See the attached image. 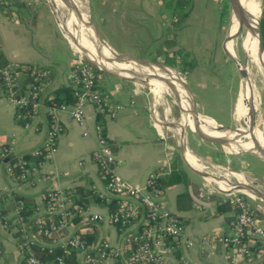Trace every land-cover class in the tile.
Instances as JSON below:
<instances>
[{
    "label": "crops",
    "instance_id": "obj_1",
    "mask_svg": "<svg viewBox=\"0 0 264 264\" xmlns=\"http://www.w3.org/2000/svg\"><path fill=\"white\" fill-rule=\"evenodd\" d=\"M18 1L26 7H13V14H5L0 8L2 59L42 65L49 70V77L41 94L42 106L27 126L22 124V120H17L15 109L3 96L0 85V156L3 154L0 157V264H19L21 261L18 247L20 234L14 226L15 203L18 200L24 205L31 202V206L23 205L22 212L35 216L43 213L40 201L48 190L74 188L78 194L80 191L87 193L83 201L89 204L92 211L104 213L110 210V202L100 197L107 195V191L98 177L92 156L97 147V123L103 125L111 151L118 159L115 172L128 185L143 186L148 173L162 166L170 170V174L162 179H169L174 172L185 175L183 181L160 185L163 194L159 200L163 208L183 222V237L191 241L192 245L185 247L180 243L172 254L163 251L162 264H179L177 259L180 258L189 264H230L231 249L218 238L219 235L229 232V225L234 219V208L227 203L220 204L218 194H208L203 199L197 197L198 188L209 180L187 167L181 150V154L176 153L165 136L163 123L158 122L154 105H148L137 89H132L128 84L120 83L104 73L98 74L96 86L109 93L114 103L123 105L115 116L98 115L93 106L87 105L84 109L85 123L79 125L74 121L70 107L65 111H57L56 116L63 131L58 137L55 153L43 164L39 177L31 182H23L8 175L6 165L12 163L16 157L23 156L34 162L38 161L31 154L44 142L51 121L45 105L55 90L68 86L66 73L75 57L74 46L61 30L59 18L49 3L38 0L37 7L31 9L26 1ZM86 1L92 13L91 5H94L95 18L111 29L107 32L110 40L103 38L117 51L138 59H165L166 54H160L161 50L157 46L149 50L153 58L145 55L134 56V50L128 47V39L137 37L136 28L142 25L147 29L152 26L149 23L152 20L161 30L159 35H164L163 47L175 57L178 52H184L191 59V65L184 68L187 82L190 78L200 89H205L207 85L218 89L228 86L237 99L239 76L237 79L234 72L238 75V71L227 52H231V47H234L233 24L223 0ZM159 35L152 36V39ZM113 39L119 41V45ZM231 67H235L233 72ZM236 79L237 87L234 86ZM188 84L190 85L189 82ZM193 92L204 116L215 123H229L217 121L205 114L203 102L194 90ZM236 99L233 100L232 117ZM163 114L165 115L164 109ZM10 153L14 157L4 161ZM231 157L235 160L231 164V171L239 172L246 185L264 194V159L254 151L230 153L229 162L232 161ZM184 191L190 198L188 207L185 206L186 202H177L178 195ZM251 194L254 198H249V204L264 221V196ZM92 229L88 234L80 233L88 237L93 235V240L105 239L112 247L120 250L122 234L113 225L102 222L94 225ZM106 264L125 263L122 256L116 255ZM237 264H264V258L240 256Z\"/></svg>",
    "mask_w": 264,
    "mask_h": 264
},
{
    "label": "built area",
    "instance_id": "obj_2",
    "mask_svg": "<svg viewBox=\"0 0 264 264\" xmlns=\"http://www.w3.org/2000/svg\"><path fill=\"white\" fill-rule=\"evenodd\" d=\"M73 54L75 57L66 73V80L73 90L74 101L57 104L52 97L48 99L45 107L51 120L50 127L42 145L31 154L38 161L16 157L6 165L9 176L23 182H31L39 177L41 167L55 153L58 137L63 131L56 116L57 111L70 107L74 121L84 125L87 105L93 106L98 115L110 117H114L122 108V104L113 102L109 93L97 88V67L74 47ZM48 77L49 70L42 65L5 61L0 51L2 93L14 107L17 120L26 119L22 123L24 126L42 106L41 94ZM95 129L97 147L92 156L98 177L107 191V195L100 197L106 202H113V209L104 213L92 211L87 202L77 201L78 193L74 188L48 190L40 201L44 211L35 216L25 215L22 212L24 203L16 201L14 226L20 234L19 264H106L116 255L122 256L125 264H162L165 252L172 254L180 243L185 247L192 245L183 237V222L163 208L159 200L163 194L159 182L170 174L169 168L162 166L150 171L141 187L128 185L115 172L118 159L111 151L103 125L97 123ZM209 184L207 182L198 188L197 197L203 199L208 194H218L220 204L227 203L235 211L229 232L218 238L231 249L230 264H237L240 256L263 259L264 221L249 204V198H254L253 195L232 186L222 190L217 186L209 187ZM102 222L113 225L122 234L120 250L105 239L88 240V235L79 234L92 232L94 225ZM47 255L51 258H44ZM177 260L179 264H189L182 258Z\"/></svg>",
    "mask_w": 264,
    "mask_h": 264
},
{
    "label": "bare ground",
    "instance_id": "obj_3",
    "mask_svg": "<svg viewBox=\"0 0 264 264\" xmlns=\"http://www.w3.org/2000/svg\"><path fill=\"white\" fill-rule=\"evenodd\" d=\"M56 7V15L59 18V22L62 24L65 34L68 36L70 42L75 47V49L81 48L83 53L87 58H89L92 63L99 65L101 68L106 69L108 72L123 76V77H132L136 73H150V78L144 84L149 87L152 93L156 97L162 98L163 91L172 93L175 96L176 103L180 108V114L177 121H172L167 116L169 115V108L164 107L165 116L163 121L159 120L158 122L165 123L171 129H173L174 134L176 135L177 143H179V149L182 151L184 160L194 169L199 171L202 170L203 164L205 163L200 157L187 149L184 141V126L192 125L199 132V129L193 122V119L190 114L191 109V99L188 93L185 91L181 83L178 80L174 79L175 70L170 68L158 69L153 68L154 72L148 70L147 68L138 67L134 64H131L125 60H116L115 54L106 48L99 39L95 36L93 32V27L90 24L89 16L84 13L87 9L86 4H78L75 0H52ZM67 1V4L64 2ZM237 6L239 7L243 17L249 22V26H243L244 29V61L243 66L240 69V75L245 77L248 72L251 73L252 81V96L251 101L254 110L257 113V119L263 116L264 113V55L260 51V40L258 37V20L261 13L262 3L261 0H234ZM55 5V6H56ZM79 5V8H78ZM85 7V9H84ZM81 9L84 11L82 12ZM234 26H238L235 20H232ZM241 30H238V33ZM237 33V34H238ZM66 36V37H67ZM233 58L239 59L237 54L233 52L230 54ZM240 60V59H239ZM170 70V71H169ZM167 78L168 81H164ZM263 92V94H262ZM249 105L248 103L243 104L242 96L239 95L236 99L233 109V117L236 123H242V129L249 124ZM205 122L208 125H214L215 122L208 118L204 117ZM161 121V122H160ZM259 130L255 129V134L257 135L258 141L261 145L264 146V120L262 124H259ZM206 132H214V140L220 143L222 146H225L228 152H243L245 149L250 148L252 145L250 143H244L242 146H232L226 147V144L235 139L236 136L234 133L228 131L224 132H215L202 128ZM215 172H217L214 166H211ZM221 168V167H220ZM209 172V171H207ZM212 175V178L208 180L211 181L218 189L226 190L231 188L229 183L230 176L234 177L236 182L233 183H243L241 174L236 171H229L224 174H215L214 172H209ZM232 182V181H231ZM246 182H248L246 180ZM258 187V186H257ZM261 189V188H260ZM254 194V193H253ZM264 200V198H263Z\"/></svg>",
    "mask_w": 264,
    "mask_h": 264
},
{
    "label": "rangeland",
    "instance_id": "obj_4",
    "mask_svg": "<svg viewBox=\"0 0 264 264\" xmlns=\"http://www.w3.org/2000/svg\"><path fill=\"white\" fill-rule=\"evenodd\" d=\"M24 1L29 3L31 9H34L35 7H37L38 0H24ZM44 1L49 3V5L54 10V13L56 14L57 5L54 4L52 0H44ZM261 3H262V9H263L264 0H261ZM91 6H92L93 13H94L95 12L94 5H91ZM97 22H98V26H99L100 32L103 35V37L107 41L110 40L109 39L110 37L107 35V32L111 31V29H109V27H105L106 23L103 24L102 21L100 20L98 21V19H97ZM149 23L152 26L146 29V28H143L142 25H140V27H137L135 31L137 34V37H134V38L130 37L128 39L127 44L130 49L134 50L133 55L137 57H141L145 55L147 56V58H153L152 56H150L149 50L157 46L161 50L160 54L165 53L167 57L163 59L164 62L163 60H157V58H156L157 61L154 58L149 59V60L159 62L166 66H170L173 69H175V71H177L182 77H184L186 75L184 72V68H187L191 65V61H190L191 59H189L188 54L184 52H181V53L178 52L177 53L178 56L176 55L175 57L173 53H171L170 51H167V49L163 47V40H164L163 36L164 35L163 36L159 35L161 33V30L157 26H155V24H153L152 20H150ZM238 29H239L238 26L236 27L233 25L232 36L234 39V42H233L234 47H231V52L229 51V53L233 54V52H235L238 58L240 59V61L243 62L244 61V29L242 28V30L237 34ZM61 30L64 32L62 28ZM156 35H159V36L154 37L152 39V36H156ZM115 40L116 39H113V42H117V44L119 45V41H115ZM234 68L231 67L232 72ZM234 73H235V77H237L238 79V75L236 74V71ZM239 73H240V69H239ZM237 79L235 80V84H234L235 87H237ZM188 82L190 83L191 88L197 93L199 100L203 102V112L205 114L212 116L213 118H215L217 121H220V122L226 121L229 123L236 124L234 117H232V105L235 101L234 99L236 98L234 97L232 90L228 86H226V88L218 89L212 85H207L205 89H200V87L195 85V83H193V81H191L190 78H188ZM144 84H130L129 83L128 85L132 89H135V90L137 89V92H139V94L142 95L143 98L147 100L148 105H152V104L154 105V108L156 109L158 113L159 120L163 121L162 118H164V116L166 115V114L165 115L163 114V109L164 107L167 106L169 108V113H168L169 119L172 121H177L181 111L178 106V103H176L175 96L172 93L163 91L162 98L160 97L155 98V95L152 93L151 89L145 86ZM263 116H264V113H263ZM232 118H233V122H232ZM262 120H263V117L262 119L261 117L258 119L259 122L261 121V123L259 124H262ZM163 126H164L165 136L168 138V140H170V143L174 146L176 153L181 154L179 146L177 145V142L175 140L176 138L174 139V136L176 137V135H174V133L172 132L173 130L171 129V127L166 125L164 122H163ZM184 130H185V140H186L185 145L186 147L188 146L187 149L189 148L191 152H194V154H196L198 157H200L205 162L203 164V168L201 171H206V172L209 171L212 173L214 172L215 174H224V173L231 171V164L235 162V160H232V157H231L230 159L232 161L229 162L228 158L230 157V153H237V152H228L225 146H222L220 143L216 142L214 140L215 139L214 138L215 135L213 134L214 132H207L209 135H211L210 136L211 137L210 143L212 144L211 145V144L204 142L197 135L199 134V132L196 130L194 126L190 124L189 125L186 124L184 126ZM227 133H229V131ZM211 166H214L217 172H215ZM183 167L188 171V168H186L185 165H183ZM230 180L232 182L236 181L234 180V177L232 176H230ZM209 183H210L209 187L213 186L214 188H216V185H214L211 181H209Z\"/></svg>",
    "mask_w": 264,
    "mask_h": 264
},
{
    "label": "water",
    "instance_id": "obj_5",
    "mask_svg": "<svg viewBox=\"0 0 264 264\" xmlns=\"http://www.w3.org/2000/svg\"><path fill=\"white\" fill-rule=\"evenodd\" d=\"M75 1L78 4L80 3L83 5L86 4L85 2H87L86 0H75ZM64 2L67 4V1H64ZM223 3L226 7L227 12L229 13L230 19L235 20L237 22L240 30H242L243 26H247V25L249 26V22L243 17L239 7L237 6V4L235 3L234 0H223ZM85 6H87V9L85 10V12L82 9H81V11L86 13L89 16L90 24L93 27V32H94L95 36L99 39V41L102 43V45H104L106 48H108L109 50H111L115 54L116 60H118V61L119 60H125L131 64H134L135 66L147 68L148 70H150L152 72V74L154 72L153 68H155V67L158 69L170 68L172 70H175L170 66H166V65H163L161 63L152 61V60L134 58V57H131L127 54H124L122 52L117 51L114 47H112L110 44H108L105 41V39L103 38V36L100 32L99 26H98L97 19L95 18L94 14L92 13V11L89 7V4L87 3ZM78 8H79V5H78ZM84 9H85V7H84ZM261 10H262V8H261ZM260 17H261V13H260ZM260 17L258 20V32H257V34H258V37L260 40V51L264 55V47H263V42H262V38H261V34H260V25H259ZM58 23H59V26L63 29L62 24L59 21H58ZM67 38H68V36H67ZM78 51L84 55L83 50H81V48H79ZM228 57L235 63V65L237 67L238 76H239L238 96L239 95L242 96L243 104L248 103V105H249V110H248L249 112L247 113V116L249 115V124H248V126L244 127L243 129L241 128L243 126L242 123H236V124L235 123H225V124L215 123L214 125H208L204 120V117H206V116H203L201 111L199 110L197 99L195 97L193 90L191 89L190 85L188 84L186 77L185 76L182 77L177 71H175L176 74H174L172 76H174L175 80L177 79L178 82L181 83V85L183 86L185 91L190 96V99H191L190 114H191V117L193 119L194 124L199 129V134H197V135L204 142L211 144L210 143L211 142V139H210L211 135H209L206 131H204L202 129L203 127L206 128L207 130L215 131V132L229 131V132L234 133L236 136L234 137L235 139L229 141L226 144V147H232V146H236V145L242 146V144H244V143H250L252 146L248 149H245L244 151H254L264 159V146L261 145V143L257 139V135L255 134V129L259 130V128H260L259 123H261V121L260 122L258 121L257 113L254 110L253 105H252V101H251V96L253 94L251 73L249 71L245 77H242L239 73V68H241L243 66L242 61H240L239 59L233 58L229 54H228ZM90 62H92V61H90ZM94 65L99 70H101L106 76H108V77H110V78H112V79H114L120 83H123V84H129V83L130 84H144L150 78L149 76H151L150 73H136V75H134L132 77H123V76L112 74V73L108 72L106 69L101 68L97 64H94ZM166 80L168 81L167 78L164 79V81H166ZM262 87H264V84H262ZM262 117L264 120V116H262ZM237 153H239V152H237ZM182 155H183V153H182ZM13 157H14V154L10 153L7 157L4 158V161L12 159ZM185 163H186L187 167L191 171H193L195 174L200 175V176L205 177V178H208V179L212 178V175L209 172L199 171V170L191 167L186 161H185ZM229 183L233 188L241 189V190L249 192V193H254L256 195L264 196V194L262 192H260L257 189H254L252 186H248L246 184H241L238 182L233 183L231 181H229Z\"/></svg>",
    "mask_w": 264,
    "mask_h": 264
},
{
    "label": "trees",
    "instance_id": "obj_6",
    "mask_svg": "<svg viewBox=\"0 0 264 264\" xmlns=\"http://www.w3.org/2000/svg\"><path fill=\"white\" fill-rule=\"evenodd\" d=\"M26 7L23 3H20L18 0H12L11 2H6L5 0H0V8L3 11V13L5 14H13L12 13V8H19V7ZM260 34H261V38H262V42H263V47H264V6L261 12V17H260ZM96 74H101L103 73L101 70L95 68ZM52 100L59 104V103H72L74 101V97H73V90L69 87V86H63L58 88L57 90H55V93L52 96ZM48 103V101H47ZM22 121H26L25 118L22 119ZM26 157V156H25ZM172 177H170L169 179L165 180L162 179L160 180V185H167V184H173L175 182H179V181H183L185 180V175L179 172H174L172 175ZM87 193H82L80 191L79 194H77L78 198L77 201L81 202L84 199H86ZM181 202H186L185 206L188 207L189 206V195L186 191L182 192L180 195H178L177 198V202L180 203ZM32 203L31 202H26V204L24 206H31ZM23 206V207H24ZM109 208L113 209V202L109 204ZM30 212V211H29ZM78 232V231H77ZM80 235H82L81 233H79ZM83 236V235H82ZM88 238V240H91L93 238V235H90L89 237L86 236Z\"/></svg>",
    "mask_w": 264,
    "mask_h": 264
}]
</instances>
